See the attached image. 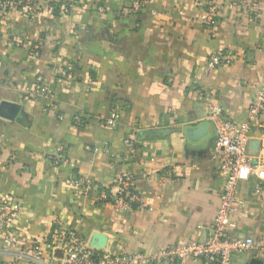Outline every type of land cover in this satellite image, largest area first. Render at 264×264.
<instances>
[{"label": "crops", "instance_id": "1", "mask_svg": "<svg viewBox=\"0 0 264 264\" xmlns=\"http://www.w3.org/2000/svg\"><path fill=\"white\" fill-rule=\"evenodd\" d=\"M145 1L132 11L130 0H0V202L18 208L12 226L22 247L47 250L67 229L117 256L206 241L224 185L209 109L246 120L264 83V1L251 17L249 7L213 0V25L210 0ZM219 50L230 61L210 67ZM68 65L72 79L57 73ZM37 83L50 98L25 99ZM195 88L211 100L199 101ZM247 155L264 171V116L249 127ZM116 169L133 175L146 209L119 210L70 185L83 177L96 193L114 190ZM236 199L229 237L264 242V179L243 168ZM10 258L0 251V264ZM253 259L264 264V253L251 249L232 264Z\"/></svg>", "mask_w": 264, "mask_h": 264}, {"label": "built area", "instance_id": "2", "mask_svg": "<svg viewBox=\"0 0 264 264\" xmlns=\"http://www.w3.org/2000/svg\"><path fill=\"white\" fill-rule=\"evenodd\" d=\"M264 0H230L229 7H249L251 17L258 14V8ZM131 10L140 11L145 5V0H130ZM215 1L210 0L207 6V22L214 24ZM230 56L222 50L211 54L208 65L216 68L229 62ZM73 66L68 65L57 73L65 78L72 79ZM197 99L208 103L211 94L203 88H195ZM41 94L50 98L51 92L41 83H37L33 93H29L25 99ZM215 125V142L213 145V157L217 162L219 174L223 178V190L220 195L219 206L212 222L205 228L208 237L204 242H190L178 247L161 249L152 256L124 255L117 256L104 250H95L89 247L84 239L72 230H61L47 250L39 245L22 247L12 226L13 217L17 207L0 202V233L2 234L0 251L11 255L6 263L2 264H162L164 259L183 261L192 259L197 264H232L233 256L255 249L264 253V242L255 241L248 237L230 238L228 226L232 217L242 209V205L236 199L240 173L243 168H248L250 173L259 179H264V171L254 168L250 164L247 155L249 142V127L264 116V83L261 84L247 110V118L243 122L235 121L224 115L218 106L210 107L209 115ZM76 123L81 122L80 117H74ZM120 114L118 107H114L105 119V125L111 129L118 126ZM128 144L129 141L125 140ZM89 150V147H86ZM54 160L62 159V149ZM103 150L107 153L108 149ZM1 152V147H0ZM14 157L11 156L10 160ZM163 184L164 181H161ZM71 186H78L85 194L95 192L97 201L110 202L119 210H144L147 208L145 200L137 190L135 179L130 172L116 169L113 176L114 190L98 188L87 178H73ZM57 252L61 253L60 258Z\"/></svg>", "mask_w": 264, "mask_h": 264}, {"label": "water", "instance_id": "3", "mask_svg": "<svg viewBox=\"0 0 264 264\" xmlns=\"http://www.w3.org/2000/svg\"><path fill=\"white\" fill-rule=\"evenodd\" d=\"M98 236V235H97ZM94 239H96L98 242L103 243L104 242V238L103 237H95ZM95 250H102V249H98L96 247H92ZM249 264H261V262L257 259H253Z\"/></svg>", "mask_w": 264, "mask_h": 264}, {"label": "trees", "instance_id": "4", "mask_svg": "<svg viewBox=\"0 0 264 264\" xmlns=\"http://www.w3.org/2000/svg\"><path fill=\"white\" fill-rule=\"evenodd\" d=\"M55 10H57V8H55Z\"/></svg>", "mask_w": 264, "mask_h": 264}]
</instances>
